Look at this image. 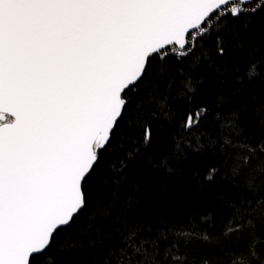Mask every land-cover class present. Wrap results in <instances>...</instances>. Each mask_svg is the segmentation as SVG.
<instances>
[{"label":"snow or ice","instance_id":"1","mask_svg":"<svg viewBox=\"0 0 264 264\" xmlns=\"http://www.w3.org/2000/svg\"><path fill=\"white\" fill-rule=\"evenodd\" d=\"M258 37L264 0H0V264H264ZM228 150L252 197L149 198Z\"/></svg>","mask_w":264,"mask_h":264},{"label":"trees","instance_id":"2","mask_svg":"<svg viewBox=\"0 0 264 264\" xmlns=\"http://www.w3.org/2000/svg\"><path fill=\"white\" fill-rule=\"evenodd\" d=\"M260 38L264 37H258ZM261 71L264 72V68H261ZM252 88L254 90L249 92V96H258L264 100V89L259 87L257 81L252 82ZM252 163L255 164L256 161ZM236 165L235 153L232 150L224 153L219 151L205 153L196 157L195 160L182 164V172L157 173L152 176L151 179L157 187L149 189L148 196L158 203L159 211L184 223L189 219L198 218L200 214L209 210L215 203L218 193L225 194L229 199L252 197L253 191L249 190L250 169L240 167L238 173L234 174L233 169ZM210 168L218 169L211 184L204 181V176ZM196 172L199 175L194 174ZM159 186H163L167 191L161 193ZM256 193L264 196V185H261ZM190 248L192 254L197 256L210 251L198 241L190 245Z\"/></svg>","mask_w":264,"mask_h":264}]
</instances>
